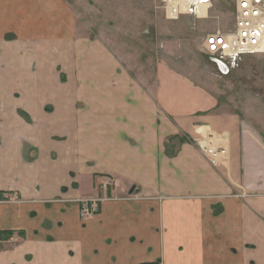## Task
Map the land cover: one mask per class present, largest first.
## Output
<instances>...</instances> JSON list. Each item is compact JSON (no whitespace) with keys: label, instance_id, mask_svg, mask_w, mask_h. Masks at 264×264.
Instances as JSON below:
<instances>
[{"label":"crops","instance_id":"0c3cea01","mask_svg":"<svg viewBox=\"0 0 264 264\" xmlns=\"http://www.w3.org/2000/svg\"><path fill=\"white\" fill-rule=\"evenodd\" d=\"M53 1L0 0V264H264L260 137L216 124L213 93L165 65L134 75ZM198 113L230 133L224 168L165 142Z\"/></svg>","mask_w":264,"mask_h":264},{"label":"rangeland","instance_id":"374dc122","mask_svg":"<svg viewBox=\"0 0 264 264\" xmlns=\"http://www.w3.org/2000/svg\"><path fill=\"white\" fill-rule=\"evenodd\" d=\"M61 1L68 11L70 25L73 23L74 30L79 31V38L82 32L103 41L117 60L139 77L151 81L156 65L162 64L167 74L173 71L183 77L182 80L188 78L207 88L217 99V107L211 110L214 114L211 116L217 119L216 124L227 121L229 125L230 121L241 135L253 132L264 145V52L229 58V68L221 70L203 48L207 33L233 29L235 0H211L206 17L183 15L175 20L167 19L163 0ZM60 3L59 0L53 1L54 15ZM6 38L12 39L13 36L6 35ZM193 125L196 132L190 138L186 131H180L181 136L169 133L165 142H191L213 167L224 168L223 161L231 154L229 150L223 163L216 165L200 145L205 142L226 148L230 133L220 130L222 127L212 128L209 120L201 117L196 118ZM107 178L110 177H105L102 183ZM103 191L104 194H100L98 181L93 192L79 196L75 201L80 204L81 198L106 196L107 192ZM0 195L1 199L3 194ZM15 197L6 198L10 199L9 202H18ZM9 232L15 233L4 230L2 234ZM166 260L172 264L173 255L168 254Z\"/></svg>","mask_w":264,"mask_h":264},{"label":"built area","instance_id":"2783aa9c","mask_svg":"<svg viewBox=\"0 0 264 264\" xmlns=\"http://www.w3.org/2000/svg\"><path fill=\"white\" fill-rule=\"evenodd\" d=\"M166 17L175 20L183 15H194L203 18L199 13L200 4H211V0H163ZM208 8V7H207ZM204 51L211 57L227 64L229 58H235L246 53L264 52V0H235L234 27L231 30H215L207 33ZM207 145L201 142L202 150L217 165L228 156V149L216 147L213 143ZM107 178L102 183V189L107 190L112 185ZM107 200L106 196L80 199V216L88 219L100 210V205Z\"/></svg>","mask_w":264,"mask_h":264},{"label":"water","instance_id":"95a60500","mask_svg":"<svg viewBox=\"0 0 264 264\" xmlns=\"http://www.w3.org/2000/svg\"><path fill=\"white\" fill-rule=\"evenodd\" d=\"M211 59L220 67L221 70H223V69L227 70L229 68L228 65L225 62H223L222 60H218L214 57H211ZM133 191H134V188L131 189V192H133Z\"/></svg>","mask_w":264,"mask_h":264},{"label":"bare ground","instance_id":"6f19581e","mask_svg":"<svg viewBox=\"0 0 264 264\" xmlns=\"http://www.w3.org/2000/svg\"><path fill=\"white\" fill-rule=\"evenodd\" d=\"M210 5H211L210 3L208 5L207 4H200L199 5V13L202 14L203 17H206L207 11H208Z\"/></svg>","mask_w":264,"mask_h":264},{"label":"trees","instance_id":"16d2710c","mask_svg":"<svg viewBox=\"0 0 264 264\" xmlns=\"http://www.w3.org/2000/svg\"><path fill=\"white\" fill-rule=\"evenodd\" d=\"M13 233L12 232H9V233H4V234H2V238H4L5 236H10V235H12Z\"/></svg>","mask_w":264,"mask_h":264}]
</instances>
